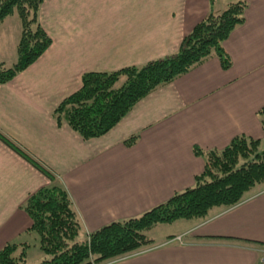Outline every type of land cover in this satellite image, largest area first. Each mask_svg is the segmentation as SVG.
<instances>
[{
  "label": "crops",
  "instance_id": "crops-1",
  "mask_svg": "<svg viewBox=\"0 0 264 264\" xmlns=\"http://www.w3.org/2000/svg\"><path fill=\"white\" fill-rule=\"evenodd\" d=\"M245 1L244 23L223 45L229 69L213 56L140 100L105 135L84 140L66 124L58 127L52 117L57 105L80 88L83 74L141 66L174 54L210 9L221 11L226 4L44 0L39 20L52 44L0 85V133L64 187L81 223V238L192 188L205 166L194 148L219 151L240 135L264 139L257 116L264 106V0ZM132 136L136 142L126 146ZM50 184L0 141V248L31 236L22 207ZM190 220L159 242L149 238L152 246L108 264H259L264 185L237 206L215 207L204 219Z\"/></svg>",
  "mask_w": 264,
  "mask_h": 264
},
{
  "label": "trees",
  "instance_id": "trees-1",
  "mask_svg": "<svg viewBox=\"0 0 264 264\" xmlns=\"http://www.w3.org/2000/svg\"><path fill=\"white\" fill-rule=\"evenodd\" d=\"M214 0H210V5ZM44 0H0V24L15 15L20 25L17 59L8 66L0 62V85L26 70L50 47L52 40L40 24L39 9ZM248 7L235 0L221 11L208 14L183 37L176 53L113 72H88L80 88L64 98L52 117L58 127L66 124L84 140L99 138L113 129L138 103L157 88L189 73L209 58L219 59L221 68L231 67L224 42L244 23ZM264 131V106L257 111ZM137 136L124 141L132 146ZM0 141L29 162L51 184L32 194L22 207L31 221L26 232L38 239L44 259L38 264H106L111 260L150 247L147 231L159 224L178 220L204 219L215 207L232 208L246 194L264 185V139L235 137L222 150L194 154L205 160L203 172L192 188L174 194L166 202L142 215L112 222L85 234L67 191L47 168L0 133ZM25 242H11L0 248V264H27Z\"/></svg>",
  "mask_w": 264,
  "mask_h": 264
},
{
  "label": "rangeland",
  "instance_id": "rangeland-1",
  "mask_svg": "<svg viewBox=\"0 0 264 264\" xmlns=\"http://www.w3.org/2000/svg\"><path fill=\"white\" fill-rule=\"evenodd\" d=\"M233 1L235 0H219V3L223 2L224 4L225 2V4L227 5L228 3ZM41 14H42V6H40L39 9V17H41ZM19 37H20V25L17 17L15 15L8 16L2 22V24H0V61H4L5 64L8 66L12 65L17 59L16 46ZM262 148H264V146H262ZM258 188H260V186L255 189ZM180 223H183V225H188L193 222H191V220H179L178 222H173L169 224H159L153 227L150 231H147L146 234L148 238L154 239L155 241L159 242L163 240L167 236V234H172L173 232H177L182 227L179 226ZM20 242H25L29 246L26 252V256L28 258L27 261L28 264H37L36 262H41L44 259L43 254L40 252L38 248V239L34 234H31V236L26 238L25 241H20ZM41 256L43 258L42 260L39 259Z\"/></svg>",
  "mask_w": 264,
  "mask_h": 264
},
{
  "label": "built area",
  "instance_id": "built-area-1",
  "mask_svg": "<svg viewBox=\"0 0 264 264\" xmlns=\"http://www.w3.org/2000/svg\"><path fill=\"white\" fill-rule=\"evenodd\" d=\"M176 240H181V237H177ZM259 264H264V247L262 248L260 253Z\"/></svg>",
  "mask_w": 264,
  "mask_h": 264
}]
</instances>
